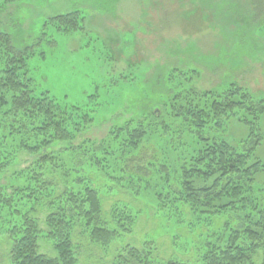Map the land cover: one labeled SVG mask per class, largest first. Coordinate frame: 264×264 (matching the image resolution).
<instances>
[{
	"label": "rangeland",
	"instance_id": "rangeland-1",
	"mask_svg": "<svg viewBox=\"0 0 264 264\" xmlns=\"http://www.w3.org/2000/svg\"><path fill=\"white\" fill-rule=\"evenodd\" d=\"M160 3L174 5L169 20L157 11ZM67 15L73 17L68 26L54 22ZM0 32L11 38L18 54L29 56L28 71L38 93L48 92L62 105L80 107L92 119L89 134L79 143L90 139L99 146L113 128L127 121H144L151 112L165 115L173 94L167 78L172 69L195 70L187 84L198 92H222L238 84L264 99V14L256 16L248 0H0ZM253 118L242 116L256 126L232 119L211 136L234 144L249 137L259 139L256 154L264 163V114L258 123ZM0 121L4 144L0 163H6L0 188L11 194L19 188V171L36 159L19 157V136L10 134L11 120ZM195 148L186 133L150 138L135 156V164L149 172L143 189L135 184L138 196L129 191L128 171L122 176L116 170L113 181L98 167H90L84 161L87 156L78 157L77 164L69 159L78 176L89 177L100 189L104 219L111 227L115 208L138 215L132 233L123 234L108 248L91 244L78 230L74 238L78 264H115L127 247H151L160 261L201 264L206 241L222 233L232 214L215 218L211 225L194 223L189 208L182 207V217L170 209L160 210L157 196L164 197L180 180L179 170ZM256 183L264 188V172L257 175ZM18 210L19 204L3 208L0 204V264L11 262L9 230L19 221ZM39 218L40 227L46 229L44 216ZM39 245L42 254L57 257L46 239Z\"/></svg>",
	"mask_w": 264,
	"mask_h": 264
},
{
	"label": "trees",
	"instance_id": "trees-1",
	"mask_svg": "<svg viewBox=\"0 0 264 264\" xmlns=\"http://www.w3.org/2000/svg\"><path fill=\"white\" fill-rule=\"evenodd\" d=\"M248 2L256 16L264 14V0ZM169 5L160 3L157 8L167 20L175 12L174 5ZM179 17L183 19L182 15ZM72 18L59 16L54 22L68 26ZM0 57V120H11L10 134L19 136V157L26 154L36 159L19 171L18 189L9 194L0 188L1 208L19 204V221L9 230L10 264H78L74 244L78 230L91 244L103 248L110 247L123 234L132 233L138 215L115 208L110 214L111 227L104 219L100 189L89 177L77 175L78 157L87 156L84 161L90 167H98L109 180H116L114 173L118 169L122 176L128 171L132 180L129 191L138 196L135 184L143 189L149 182V172L135 164L137 153L152 137L173 138L182 133L193 138L196 148L182 164L180 180L170 184L164 197L157 194L161 198L158 208L173 210L181 217L182 207L189 208L197 221L194 223L210 225L215 218L232 214L233 220L225 222L222 233L206 241L201 264H264V188L256 183L257 175L264 172V163L256 154L259 139L253 141L249 137L234 144L211 136V132L222 130L232 119L256 126L242 116H252L258 123L264 114V99L238 84H230L222 92H198L187 84L192 83L195 70L172 69L167 75L173 94L167 100L166 116L151 112L144 121H127L113 128L96 146L90 139L78 142L90 132L92 119L88 114L80 107L62 105L48 92L38 93L36 81L28 71L29 56L21 51L18 54L11 38L1 32ZM1 139L0 153L4 148ZM59 147L61 151H53ZM69 159L76 164L68 165ZM133 162L136 166L130 169ZM5 168L6 163H0V173ZM118 179L122 181V177ZM41 215L46 229L40 227ZM42 238L52 245L57 257L40 252ZM124 253L115 264H188L160 261L151 247H127Z\"/></svg>",
	"mask_w": 264,
	"mask_h": 264
}]
</instances>
